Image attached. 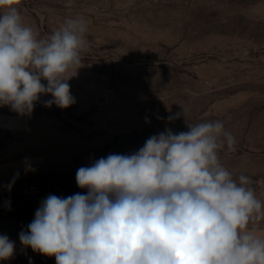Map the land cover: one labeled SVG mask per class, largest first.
I'll return each mask as SVG.
<instances>
[{"label":"rangeland","instance_id":"obj_1","mask_svg":"<svg viewBox=\"0 0 264 264\" xmlns=\"http://www.w3.org/2000/svg\"><path fill=\"white\" fill-rule=\"evenodd\" d=\"M17 7L41 38L66 18L84 19L88 46L68 73L76 72L68 81L73 105L45 107L52 97L42 95L30 115L0 107V235L15 242L0 264H56L19 240L42 200L86 194L76 184L81 166L138 151L166 128L188 131L182 108L192 124L224 121L237 143L220 150L221 163L234 179L248 176L264 201V0H20ZM111 61L134 78L106 72ZM256 230L264 236V221Z\"/></svg>","mask_w":264,"mask_h":264},{"label":"clouds","instance_id":"obj_2","mask_svg":"<svg viewBox=\"0 0 264 264\" xmlns=\"http://www.w3.org/2000/svg\"><path fill=\"white\" fill-rule=\"evenodd\" d=\"M19 3L0 0V107L26 116L50 95L45 107L66 109L76 102L68 83L76 72L68 73L82 64L87 23L66 18L41 38L23 22ZM184 112L188 131L166 128L138 151L78 168L86 194H49L19 233L21 245L56 264H264L256 230L264 201L219 156L225 146L236 150L235 137L222 120L192 124ZM14 252L15 242L0 235V261Z\"/></svg>","mask_w":264,"mask_h":264},{"label":"bare ground","instance_id":"obj_3","mask_svg":"<svg viewBox=\"0 0 264 264\" xmlns=\"http://www.w3.org/2000/svg\"><path fill=\"white\" fill-rule=\"evenodd\" d=\"M107 66L105 67V71L108 73H116V74H123L124 77L126 78H134L133 76H129V69L121 67L117 61H111V62H106ZM209 73V72H208ZM202 74V73H200ZM205 75V74H202ZM207 75V74H206ZM12 121H7L6 124L12 125Z\"/></svg>","mask_w":264,"mask_h":264}]
</instances>
